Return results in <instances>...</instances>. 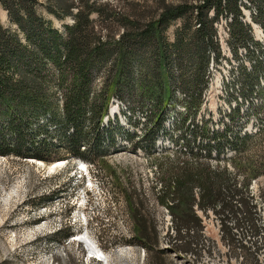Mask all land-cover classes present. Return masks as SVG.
<instances>
[{
	"label": "rangeland",
	"instance_id": "rangeland-1",
	"mask_svg": "<svg viewBox=\"0 0 264 264\" xmlns=\"http://www.w3.org/2000/svg\"><path fill=\"white\" fill-rule=\"evenodd\" d=\"M166 1V6L186 8L184 17L171 22L163 33L161 43L173 44L179 33L186 36L197 30L195 8L204 0ZM261 1L243 0L239 5L242 13L239 22L250 27L252 42L246 31L242 39H233L230 27L233 18L229 14L214 24L217 31L214 42L220 56L217 58L213 49L209 51L205 76L198 87L203 93L199 102L185 97L189 91L186 84L195 73L193 63L188 60L180 67L171 57L173 61L170 59L168 63L164 84L173 96L163 104L148 98L136 63L125 68L122 84L115 88L108 111L99 115L101 126L98 128L97 121L92 125L88 120L83 127L80 138L86 132L87 143L83 138L79 144H86L87 149L82 148L84 154L80 155L70 138L77 131L62 123L65 94L55 88L54 79L60 76L57 66L51 61L27 56L26 63L46 82L38 106L46 109L50 105L53 110L47 119L46 116L27 117L20 124L18 131L23 138L19 149L12 145L0 146L3 148V154L0 153V264H264L263 236L253 238L246 229H236L235 238L247 245L244 253L240 243L233 245L222 238L220 220L212 211L208 215L198 211L204 239H191L193 249L189 252H185L188 250L185 242H178L180 250L175 251L172 247L176 241L169 242V236L175 233L168 210L171 204L159 197L163 194L162 180L181 163V159L172 155L178 138L184 133L176 125L180 114L188 116L187 126L201 125L206 120L217 128L231 121L244 131L253 132L258 128L252 110L259 104L264 115V28L254 19L258 18ZM17 2L14 1V8L20 10L21 16L34 15L39 19V26H51L61 33L63 40L68 37L67 27L76 25L78 15L83 18L88 15L91 24L85 31L91 34L92 44L96 43V37H101L108 48H115V42L127 32L123 26L127 18H138L140 28L146 29L162 12L159 0H28L30 5L24 9ZM61 2L64 9L59 7ZM0 26L8 36L17 33L28 55L32 54L25 35L10 19L7 6L1 3ZM116 55L113 54L114 59ZM113 62L109 60L103 67L97 65L92 71L90 96L93 99L99 95V101L103 96L100 109L116 78ZM13 79L16 83L20 75L14 74ZM68 86H72L71 78L65 82V88ZM156 115L160 119L163 116L162 128L154 121ZM56 122L62 124L57 128ZM7 126L0 118V137L14 144L16 138ZM45 140L53 146L43 148L41 154L45 160L41 161L34 150ZM16 150L21 154L17 155ZM246 156L249 160L241 161L242 169L238 171L234 165L227 171V186L237 183L244 187V181L251 179L247 189L256 198L264 223V136L257 144L249 145ZM80 163L86 165L87 172L78 169L83 167H78ZM200 163L210 165L212 170L226 168ZM137 208L146 213L147 219L156 221L160 233L158 245L147 246L135 238ZM86 235L97 244L102 258L94 259L89 244L82 243Z\"/></svg>",
	"mask_w": 264,
	"mask_h": 264
},
{
	"label": "trees",
	"instance_id": "trees-1",
	"mask_svg": "<svg viewBox=\"0 0 264 264\" xmlns=\"http://www.w3.org/2000/svg\"><path fill=\"white\" fill-rule=\"evenodd\" d=\"M14 1L0 0V3L7 6L10 19L25 35L33 52L28 55L19 35L16 33L8 36L0 26V118L7 123L10 134L16 138L14 144H11L5 138L0 137L2 140L0 146L3 148L12 145L19 149L23 138V134L20 130L18 131L22 127L20 124L27 117L34 119V117L46 116L47 119L53 110L50 105L46 109L38 106L43 96L41 94L43 85L46 82L26 63L27 56L40 58L42 62L51 61L57 66L60 76L54 79L55 88L61 89L65 94L62 123L68 128L74 127L77 131L70 138H72V146L76 147L75 152L80 155L82 148L85 151L87 149L86 144L81 146L79 144L80 139L83 138L87 143L86 132L80 138L83 127L88 120L92 121V125L97 123L98 128L101 126L102 121L99 115L102 116L108 111L115 88L122 84L121 81L124 78L122 74L125 68H131L136 63L139 68L140 83L148 98L154 103L163 104L173 96L171 90H167L164 84L171 57L175 58L179 66L184 60H188L193 63L195 73L192 81L186 84L189 91L185 97L188 101L199 102L203 93H200L201 90H198V87L205 76L209 51L213 49L217 58L220 56L219 47L214 42L217 33L214 24L218 19L229 14L233 18L230 23L233 39L236 41L242 39L243 32L246 31L252 42L248 33L250 27L242 25L238 19L242 15L239 5H242L243 0H204L195 8L198 13L197 30L186 36L179 33L173 44L161 43L163 33L171 22L184 17L186 8L166 6V0H159L162 12L146 29L140 28L138 18L137 20L127 18L124 21L123 26L128 30L122 34L119 41L115 42V48L105 46L101 42V37H96L94 41L96 43L92 44L91 34L85 31V27L91 24L90 19L88 21V15H86L87 18H83L79 14L76 25L72 28L67 27L68 37L63 40L61 33L51 26L46 28L39 26V19L34 15L21 16L20 10L14 8L16 5ZM17 1L18 6L23 9L30 5L28 0ZM263 2L262 0L258 8V18L254 20L256 24L264 28ZM58 4L61 9L65 8L62 2ZM66 13H69V10ZM211 13H214L213 17L210 16ZM92 31L96 35L94 26ZM254 45L259 46L255 43ZM114 53L117 54L115 59L113 58ZM253 53L252 51L251 54ZM110 57L112 59H109ZM109 60L114 61L116 78L105 94L104 105L100 109L98 106L103 96L100 101L99 95L91 98L90 89L93 78L91 76L94 67L106 66ZM17 73L20 75V80L15 83L13 77ZM70 78L72 86L65 88V82ZM261 110L259 104L253 107L255 124L258 126L253 132L244 131L236 126L234 121L226 123L222 128L214 127L213 123L206 120L201 125L198 123L187 126L188 116L180 114L181 119L176 125L180 126L184 133L178 138L172 155L181 159V163L177 166L178 168L172 169L168 178L162 180L164 182L163 194L159 196L162 200H169L167 203L171 204L168 210L172 216V227L175 233L169 236V242L173 244L176 241L172 247L175 251L180 250L178 242H185L188 249L185 252H189L193 249L191 239H198V241L204 239V226H202L198 211L204 215L212 211L220 220L222 238L230 240L233 245L240 243L235 238L236 229H246L249 236L256 238L262 235L264 239L263 217L256 198L247 189L251 179L244 181V187H239L237 183L231 187L227 186L228 180L225 178L227 171L234 165V169L238 171L242 169L241 161L249 160L246 156L249 145L257 144L264 136V115H261ZM162 119L163 116L160 119L158 115L154 118L160 128L163 126ZM94 120L97 122L95 123ZM62 123L56 122L55 126L58 128V125ZM40 135L39 133L37 137L39 138ZM180 143H182L181 148L178 147ZM50 145H47V140L36 145L34 151H36L38 160H45L41 153L43 148H50ZM1 147L0 153L3 149ZM16 153L21 154L19 150H16ZM202 161L226 168L224 171H220L219 168L212 170L210 165L201 164ZM144 213L139 208L135 211V228L138 233L135 238L147 246L149 244L158 245L160 233L156 227V221L147 219ZM253 245L257 247L256 243ZM240 246L245 253L247 245L240 243Z\"/></svg>",
	"mask_w": 264,
	"mask_h": 264
},
{
	"label": "bare ground",
	"instance_id": "bare-ground-1",
	"mask_svg": "<svg viewBox=\"0 0 264 264\" xmlns=\"http://www.w3.org/2000/svg\"><path fill=\"white\" fill-rule=\"evenodd\" d=\"M61 164H59V166H60ZM88 243L89 244V247H90V251H92V255H93V258L95 259V257H96V259H98V257H101L102 258V252H101V250L98 248V246H97V244H95V243H93L91 240H90V238H89V236H84L83 238H82V243ZM101 253V254H100ZM105 260H107L105 257H103ZM101 260V259H100ZM104 260V261H105Z\"/></svg>",
	"mask_w": 264,
	"mask_h": 264
}]
</instances>
